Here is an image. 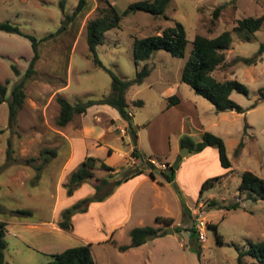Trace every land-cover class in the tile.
<instances>
[{
  "label": "rangeland",
  "instance_id": "obj_1",
  "mask_svg": "<svg viewBox=\"0 0 264 264\" xmlns=\"http://www.w3.org/2000/svg\"><path fill=\"white\" fill-rule=\"evenodd\" d=\"M77 1L0 0V20H8L22 31L42 37L38 43L40 56L35 64L36 72L26 80V96L17 121L9 126L7 98L28 66L32 49L26 36L0 29V81L7 84V96L0 102V219L6 222V261L44 264L50 258L49 251L80 244L78 237L64 232L73 231L72 217L68 229L61 228L58 221L64 206L86 197L81 205L84 209L75 211V219L91 240L96 264H236L239 250L247 249L250 242L264 241V198L253 199L239 191L244 170L264 176V99L259 98L264 84V49L254 63L236 61L238 56H252L258 51L264 42V19L250 40L231 31L232 43L226 50L225 60L213 70L219 79L237 78L247 86L246 94L237 90L230 93L242 107L241 112L233 108L216 110L208 99L180 79L187 55L175 56L163 48L154 50L150 59L141 62L140 66L147 62L150 71L142 81L132 83L125 93L135 136L119 111L105 103L90 105L84 113H76L66 124L58 125L56 97L63 95L71 102L99 98L111 91L110 70L121 78H131L136 71L132 55L135 37L160 31L176 20L183 23L190 39L196 33L214 35L231 28L238 18L264 15V0H170L164 14L129 11L122 15L117 27L105 31L103 42L96 46L103 65L96 64L92 58L85 26L106 3L87 0L82 12L69 18ZM108 1L122 12L134 0ZM219 4L222 8L214 18V8ZM50 32L53 34L44 37ZM11 63L19 68V74L14 73ZM173 93L179 96L180 102L168 105L167 98ZM136 98L142 102L135 103ZM204 130L222 136L231 170L224 172L215 145H206L200 150L180 146L183 136L198 141ZM8 139L11 140L10 157L6 153ZM240 141L242 145L235 154ZM106 145L113 148L109 157ZM43 146L56 147L57 155L38 170L35 165L41 162L39 151ZM133 148L138 160L129 165L119 153L132 155ZM71 149L74 154L64 171L65 156ZM87 152L119 169L114 175L98 166L94 169L95 176L110 174V178L122 177L128 167H150L148 157L170 160V164L180 159L173 168L172 182L159 168L151 166L155 176L163 181L155 182L153 187L149 186L150 182L146 183L148 186L139 185L129 203L127 194L140 175L126 182L122 190H117L119 182H111L101 199L94 192H87L96 180L94 177L86 179L78 193L68 196L63 183L67 181L69 169ZM31 157L36 158L28 160ZM169 168L165 170L169 172ZM66 172V177L60 178ZM217 174L220 177L200 193L202 182ZM58 181L62 183L61 193ZM107 187L99 191L100 195L105 194L102 191ZM109 196L113 197L110 208H106V203L92 206V201ZM207 198L225 204L239 201V204L229 209L207 208ZM87 203L91 205L85 211ZM127 205L131 212L126 224L115 230L108 227L111 207L125 209ZM184 206L191 212L184 210ZM18 207L31 208V215L13 213L12 209ZM158 214L163 220L156 219ZM210 223L216 224L222 243L216 240ZM144 224L158 227L159 234L140 245L120 250L118 245L130 240V229ZM193 224L195 231L191 229ZM168 226L173 232L167 231ZM197 248H200V258ZM243 262L258 264L250 254L243 255Z\"/></svg>",
  "mask_w": 264,
  "mask_h": 264
},
{
  "label": "trees",
  "instance_id": "obj_2",
  "mask_svg": "<svg viewBox=\"0 0 264 264\" xmlns=\"http://www.w3.org/2000/svg\"><path fill=\"white\" fill-rule=\"evenodd\" d=\"M170 0H134L130 2L127 7L122 11H118L116 7L109 2L104 0L106 4L98 8L97 14L90 18L86 22V42L94 62L98 65H103L96 53V46L103 42L104 33L110 28L117 27L120 24V20L123 14L129 11L143 10L153 14H164L166 7ZM87 4V0H78L69 18L82 12ZM222 8V4L217 5L214 8L213 16L217 17L219 10ZM264 15H248L237 19V22L231 27L222 30L221 32L214 35H205L202 33H196L192 39L187 35L185 26L180 21H175L174 24L161 28L160 31L153 32L141 37H135L132 46L133 61L136 67L135 74L129 78H121L116 73L111 72L112 86L109 93L103 94L99 98L89 99L87 101L71 102L63 95L56 97L59 103V112L56 117V123L58 125H64L72 119L76 113H84L90 105L93 104H110L114 106L120 113V115L127 121L128 130L133 136L136 135V130L131 119V113L127 108L126 90L132 83H138L142 81L144 76L150 71V66L146 61L150 59L151 54L154 50L163 48L169 51L175 56L187 55L185 62L180 69V79L188 83L193 90L208 99L215 107L216 110H225L228 108L236 109L237 111H243L242 107L236 103L230 97L232 90H237L243 93H248L247 86L238 80L237 78H226L219 79L213 74V70L223 64L226 57V50L232 43L231 31L237 32L245 40H250L253 37V33L257 30L262 21ZM214 19H212L213 21ZM0 29L16 32L18 34L26 36L30 40L32 55L28 61L22 77L13 84L10 90V96L7 98L8 103V123L9 126H14L17 121V113L19 108L22 106L24 98L26 96L25 82L36 72L35 64L40 56L38 43L42 39L36 35L22 31L17 24L11 23L8 20H0ZM53 32L46 34L44 37H48ZM264 49V42H261L258 51L252 56H238L236 61L241 60L245 64L256 62ZM11 68L15 74H19V68L15 63H11ZM7 96V84L6 82L0 81V102L5 100ZM259 98L264 99V84L259 90ZM168 105L175 104L180 101L179 96L173 93L167 98ZM141 98H136L135 103H141ZM202 138L198 141H194L190 136L185 135L181 138V145H187L190 149L200 150L206 145H215L218 150L219 160L222 166L225 167V171L231 170V161L226 153V145L222 136L210 131L204 130L201 134ZM7 156L11 155V140L7 141ZM242 145V141L239 142L238 147L235 149V154L239 151V146ZM111 152V149L108 150ZM133 154H137L135 148L132 149ZM39 155L41 156V162L35 165V168L41 170L45 163L51 158L57 155L56 147L43 146ZM36 157H31L28 160H34ZM169 163V162H168ZM176 165V164H175ZM174 164L169 163V172L165 169L159 168L164 174L168 181L173 179V168ZM113 170L114 167L105 163L98 157L93 155H87L83 158L82 162L71 171L68 180L64 184L66 193L71 194L73 190L83 181L88 178L94 177L96 180L93 185L96 189L95 197L101 199L103 195H106L110 189V183L121 182L122 179L128 178L142 171V168L128 167L127 172L119 178H115L113 181L110 180V174H106L102 177L94 175V169L96 167ZM150 175H154L153 169L149 171ZM220 175L206 178L200 187V193L210 187L214 180L219 178ZM108 185L107 189L102 191L105 194L100 195V190ZM239 191L244 192L246 196L256 199L257 197L264 198V176H261L252 170L246 169L242 172V178L239 185ZM101 192V193H102ZM86 197L82 200L63 208L60 212L61 219L58 221V225L64 229H68L71 226V215L76 210H83L84 206H81L86 201ZM207 208L210 207H225L235 208L238 206L239 201H234L225 204L221 200L215 198L205 199ZM185 205V204H184ZM189 213L190 208L184 206ZM12 212L17 215H31L32 209L29 207L24 208H13ZM185 212V211H184ZM163 218V217H162ZM160 215L156 216L157 220H163ZM6 222L0 219V264H10L5 259V233H6ZM210 226L214 228L216 232V240L222 243V236L217 231L215 223H210ZM192 231H195L194 224L191 226ZM130 240L127 243L119 244L120 250H125L129 247L137 246L142 244L149 237H154L159 234L158 227L144 224L133 226L130 231ZM250 254L256 258L258 264H264V241L257 243L250 242V246L247 249L239 250L237 255L236 264H245L243 262V255ZM197 255L200 258V248H197ZM44 264H96L92 255L90 243H80L72 246H67L60 251L50 253V259ZM221 264V263H215Z\"/></svg>",
  "mask_w": 264,
  "mask_h": 264
},
{
  "label": "crops",
  "instance_id": "obj_3",
  "mask_svg": "<svg viewBox=\"0 0 264 264\" xmlns=\"http://www.w3.org/2000/svg\"><path fill=\"white\" fill-rule=\"evenodd\" d=\"M180 102V101H179ZM179 102H177V103H179ZM187 108H192L191 106H188ZM191 110V109H190ZM103 131H100V132H98V133H102ZM97 145H100V144H97ZM96 145V146H97ZM73 146V145H72ZM105 146V145H104ZM107 146V145H106ZM180 146H182V145H180ZM105 148V147H104ZM112 147L111 146H107L106 147V150H107V156L109 157L111 154H112V152H113V148H112V151L111 152H109L108 150L109 149H111ZM204 149H205V147H204ZM74 154V151L71 149L70 150V153H68L66 156H65V159H67L66 160V166H63V170L65 171V170H67V165H68V163L71 161V158H72V155ZM119 154H121L122 155V157H124V161L125 162H127V164H132V162H134V160H138V158H137V154H133L132 153V155L131 154H127L126 155V153H124L123 151H120V153ZM87 155H92V154H89L88 152L85 154V155H83L81 158H79L80 160L79 161H77V164H76V166H74V168H72V169H69L70 170V172H69V175H70V173H71V171H73L76 167H77V165H79V162L80 161H82L83 160V158L85 157V156H87ZM93 156H95V154L93 155ZM106 156V157H107ZM95 157H98V156H95ZM101 157V156H100ZM105 157V158H106ZM99 158V157H98ZM108 159V158H107ZM179 159L180 158H178V160H177V162L179 161ZM167 162H169V163H171L170 162V160H166ZM106 163V162H105ZM107 164H109V162L107 163ZM177 164V163H176ZM109 165H111V166H113V164H109ZM150 166V165H149ZM144 167V166H143ZM96 169V168H95ZM108 170V172L111 174V175H114L115 173H118L119 172V169L118 168H114L113 170H110V169H107ZM151 170V166L150 167H148V168H142V171L141 172H138V173H136L135 175H133V176H130V177H128V178H124L121 182H119L118 183V187H117V190H122V187L123 186H125V184H126V182H128L131 178H133V177H135V176H138V175H140L139 177H138V180H136L135 181V186L133 187V188H131L130 189V191L128 192V194H127V199H128V203H129V201H130V198H131V195H132V193H134V190L136 189L137 190V187L139 186V185H142V184H146L147 182H150V187H153V184H155L156 185V183L155 182H157V183H159V182H162L163 180L162 179H159L158 177H156L155 176V173H154V175L152 176V175H150L149 174V171ZM64 171H63V173H64ZM68 173L66 172V174H64V175H61L60 176V178L62 177V176H65L66 177V175H67ZM69 175H68V177H69ZM143 175V176H142ZM59 178V179H60ZM115 179V177H111L110 178V180H114ZM173 179H175L174 178V175H173ZM66 180H68V178L66 179ZM173 181V180H172ZM172 181H170V182H172ZM66 182H64L63 183V185L65 184ZM167 183H169V182H167ZM84 184V181H83V183L81 182L78 186V188L76 187L74 190H73V192L71 193V194H67L66 193V195H68V196H73L75 193H78L79 191H80V187L82 186ZM57 185H59V190H60V193L62 192L61 190H62V183L60 182V181H58V183H57ZM154 185V186H155ZM146 186H148L147 184H146ZM64 188H65V186H64ZM105 189H107V188H105ZM104 189V190H105ZM145 189V188H144ZM144 189H142V190H144ZM94 190H96L95 189V187H94V185H92V187L90 186V188H89V190H87V192H90V193H95V191ZM103 190V191H104ZM141 190V191H142ZM101 191V190H100ZM65 192H66V189H65ZM84 193H86V192H83V196H85L84 195ZM93 193V194H94ZM113 197H108V199L107 198H105L104 200H98V201H92L91 202V204H92V206L94 205V204H96V203H98V204H102V205H104L105 203H106V208L108 209V208H110V205L109 204H112V199ZM119 201V200H118ZM70 202V201H69ZM68 202V203H69ZM72 202V201H71ZM120 203V202H119ZM90 204V205H91ZM90 205L88 206V203L87 204H85V206L87 207V209L85 210V211H88V209L90 208ZM65 207H67V206H64V208ZM113 208V209H112ZM63 209V208H62ZM111 213L109 214V217H108V221H109V223H108V227H111L112 229H114L115 230V228L117 227L118 229L119 228H122L125 224H126V222H127V220H129V218H130V212H131V210H130V207H129V205H127L126 206V208L125 209H122V208H118V209H116L115 207H111ZM84 211V212H85ZM114 211V212H113ZM75 213V212H74ZM72 214L71 215V217H72V224H73V231H70V230H67V231H64V232H66V233H68V234H72V235H74V236H76V237H78L82 242L81 243H90L91 242V240H90V238H89V236H87V234L86 233H84V229H83V231H82V229H81V227L80 226H78V224H77V222H76V219H75V215L77 214V213H75V214ZM158 215H160V214H158ZM157 216V215H156ZM161 216V215H160ZM164 216H166V215H164ZM115 217V218H114ZM159 222V221H158ZM157 222V223H158ZM29 224V223H28ZM97 227V226H96ZM62 228V227H61ZM61 228H59L60 230H63V229H61ZM114 230H113V232H114ZM61 249H63V248H61ZM60 249V250H61ZM59 250V251H60ZM91 251H92V249H91ZM53 252H55L54 250H51V251H49L48 253V255L50 256V253H53ZM94 257V256H93ZM50 259V258H49Z\"/></svg>",
  "mask_w": 264,
  "mask_h": 264
},
{
  "label": "built area",
  "instance_id": "obj_4",
  "mask_svg": "<svg viewBox=\"0 0 264 264\" xmlns=\"http://www.w3.org/2000/svg\"><path fill=\"white\" fill-rule=\"evenodd\" d=\"M147 160L151 166L156 168L167 169L169 167V163L167 161H159L153 157H148Z\"/></svg>",
  "mask_w": 264,
  "mask_h": 264
},
{
  "label": "water",
  "instance_id": "obj_5",
  "mask_svg": "<svg viewBox=\"0 0 264 264\" xmlns=\"http://www.w3.org/2000/svg\"><path fill=\"white\" fill-rule=\"evenodd\" d=\"M188 149V148H187ZM186 149V150H187ZM178 160V159H177ZM177 160L175 161V163H174V165L177 163ZM167 231L169 232V231H171V232H173V229H172V227L171 226H168V229H167Z\"/></svg>",
  "mask_w": 264,
  "mask_h": 264
}]
</instances>
